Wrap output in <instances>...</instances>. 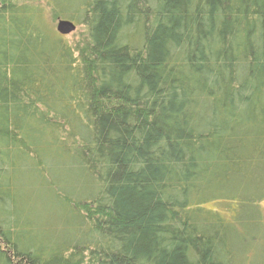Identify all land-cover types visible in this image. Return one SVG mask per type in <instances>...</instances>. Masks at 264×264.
<instances>
[{
	"label": "trees",
	"instance_id": "trees-1",
	"mask_svg": "<svg viewBox=\"0 0 264 264\" xmlns=\"http://www.w3.org/2000/svg\"><path fill=\"white\" fill-rule=\"evenodd\" d=\"M263 201L264 0H0V264H264Z\"/></svg>",
	"mask_w": 264,
	"mask_h": 264
},
{
	"label": "rangeland",
	"instance_id": "rangeland-1",
	"mask_svg": "<svg viewBox=\"0 0 264 264\" xmlns=\"http://www.w3.org/2000/svg\"><path fill=\"white\" fill-rule=\"evenodd\" d=\"M42 5H45V3L43 2ZM46 19L52 24V27L54 28V30L56 31V27H57V24H58V21L56 22H53L51 19V16L49 14V9L47 8V11H46ZM53 22V23H52ZM82 28H77V30L67 36L68 38V41L71 43V44H75L77 42H79L81 40V35H82ZM30 198L33 199L34 201V204L37 206V208L40 210L42 205L44 204L45 200H46V197H45V193L42 191L41 188H37L35 189L34 187H32V189L30 190ZM262 208H264V201L262 202V205H261Z\"/></svg>",
	"mask_w": 264,
	"mask_h": 264
},
{
	"label": "water",
	"instance_id": "water-1",
	"mask_svg": "<svg viewBox=\"0 0 264 264\" xmlns=\"http://www.w3.org/2000/svg\"><path fill=\"white\" fill-rule=\"evenodd\" d=\"M77 27L73 22L60 20L57 24V32L62 36H68L76 31Z\"/></svg>",
	"mask_w": 264,
	"mask_h": 264
}]
</instances>
